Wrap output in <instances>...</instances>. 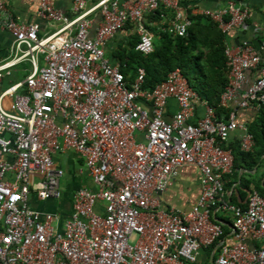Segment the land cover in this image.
I'll return each mask as SVG.
<instances>
[{
    "label": "built area",
    "instance_id": "1",
    "mask_svg": "<svg viewBox=\"0 0 264 264\" xmlns=\"http://www.w3.org/2000/svg\"><path fill=\"white\" fill-rule=\"evenodd\" d=\"M161 4L172 16L159 29L176 36L188 35L190 15L209 16L225 34L250 27V10L240 0L215 9L180 0H73L72 16L55 0H38L37 14L50 24L41 33L39 22L19 20L0 0V30L13 36L0 79L30 64L25 79L0 94V264H194L225 234L217 209L232 215L235 240L221 245L213 264H264V196L253 189L246 206L231 203L224 182L234 171L231 135L241 130V149H254L249 127L234 113L219 118L180 68L149 89L143 67L129 82L121 63L106 55V42L127 25L139 36L136 49L151 53L146 15ZM96 12L102 21L95 27ZM225 54L229 83L222 104L239 96L240 107L259 110V50L250 39L236 46L227 40ZM250 70L259 75L251 78ZM172 100L177 109L171 114ZM69 150L82 158L78 173L95 188L81 185L62 218L35 208L32 198L63 197L66 169L56 155ZM183 165L200 170L199 198L189 210L164 208L158 192Z\"/></svg>",
    "mask_w": 264,
    "mask_h": 264
},
{
    "label": "crops",
    "instance_id": "2",
    "mask_svg": "<svg viewBox=\"0 0 264 264\" xmlns=\"http://www.w3.org/2000/svg\"><path fill=\"white\" fill-rule=\"evenodd\" d=\"M8 6L14 11L19 20L32 23L39 22L41 24V33L48 32L50 30V24L47 21L41 19L37 14L38 0H6ZM95 0H87L91 5ZM228 0H180V2L190 7L197 5L198 7L205 9H215L223 6ZM250 10V18L248 19L249 29L243 30L240 28L233 29L227 34L228 43L232 45H239L243 39H250L252 42L257 39L261 43V49L259 50L261 56V65H264V0H240ZM73 0H55V5L62 9L65 13L71 14V7ZM161 17L155 22L149 14L146 15V22L152 27L154 33V41L156 40V30L159 24L163 21H168L172 16V13L168 12L164 5L161 4L159 9ZM94 20L95 27L102 21L100 13L96 12L91 14ZM161 19V20H160ZM138 36L132 25H127L125 29L120 31L117 35L110 38L106 44V55L112 63L119 62L113 55V52L121 45L127 44L132 36ZM13 36L7 32L0 30V60L7 59L11 54V44ZM29 63H20L13 70L11 74H5L0 79V94L1 92L11 85L12 83L24 80L29 70ZM250 77L255 78L259 75V70H250ZM24 75V78L21 76ZM239 96L229 101L228 107L231 109L230 114L234 113L237 121L247 125L248 127L257 118L258 111L254 107H240ZM4 105L8 109L13 108L12 97L6 96L4 99ZM177 109L176 101L172 100L169 106V112L172 114ZM198 114H203V107L199 106ZM241 130L236 131L230 137L231 142L240 144ZM56 162L62 165L66 169V175L63 183V197L61 199H48L40 200L33 196L32 204L39 210H45L50 212H57L62 218L69 214L72 210L73 195L74 192L83 184H87L92 188H95L94 184L88 177H81L78 173V167L82 165V158L74 151L69 150L64 154L56 155ZM233 175V173H232ZM243 176L251 178L253 183L251 188L257 189L254 182L259 180L264 183V153L260 156L259 162L254 168L241 166L238 171L236 181L227 188L228 200L230 197L235 196L236 202L246 203L248 194H244L243 198L238 191V187L242 182ZM232 178H229V181ZM228 181V183H229ZM200 170L194 165H183L179 167L177 175L170 181L169 186L161 194V201L164 208L175 207L180 210H189L197 202L200 195ZM249 193V192H248ZM237 204V203H236ZM214 217L223 223L225 228L224 236L213 246L204 247L199 255L198 261L194 264H213L212 260L216 259L219 255L220 245L224 243H231L235 240V230L232 224V215L229 212L222 210H215ZM218 215V217H217ZM253 244H259L254 242ZM189 264V263H188Z\"/></svg>",
    "mask_w": 264,
    "mask_h": 264
},
{
    "label": "trees",
    "instance_id": "3",
    "mask_svg": "<svg viewBox=\"0 0 264 264\" xmlns=\"http://www.w3.org/2000/svg\"><path fill=\"white\" fill-rule=\"evenodd\" d=\"M149 16L157 22L161 17V12L157 10L150 13ZM190 18L192 25L186 36H176L163 32L158 27L154 50L149 54H144L136 49L139 36L133 35L128 43L121 44L113 52V55L121 63L122 71L129 82L135 80L137 70L143 67L146 70L144 87L149 89H153L165 80L171 71L180 68L201 98L207 100L216 109L218 117L227 119L231 109L222 104V94L229 83L228 58L225 54L227 34L209 16L190 15ZM147 25L152 29L149 23ZM249 129L255 139V146L252 151H243L240 144L230 140L228 142L234 154V171L233 175L224 177L226 189L236 181L241 166L249 169L254 168L264 153V105L259 109L257 118L251 123ZM229 178L232 179L229 181ZM252 183L251 178L243 176L238 187L242 198L244 194H248L249 197L253 190L251 188ZM254 184L264 196V183L262 184L261 181L257 180ZM230 199L231 203L247 205V202L244 204L236 202L234 195ZM223 228L224 230L226 228L224 224Z\"/></svg>",
    "mask_w": 264,
    "mask_h": 264
},
{
    "label": "water",
    "instance_id": "4",
    "mask_svg": "<svg viewBox=\"0 0 264 264\" xmlns=\"http://www.w3.org/2000/svg\"><path fill=\"white\" fill-rule=\"evenodd\" d=\"M253 44L255 45V47L257 48V50H260L261 49V43H260V41L259 40H257V39H254L253 40ZM161 194H162V192L161 191H159L158 192V196H159V198L161 197ZM216 219V218H215ZM217 220V219H216ZM221 246V245H220ZM214 262V259L212 260V263Z\"/></svg>",
    "mask_w": 264,
    "mask_h": 264
},
{
    "label": "rangeland",
    "instance_id": "5",
    "mask_svg": "<svg viewBox=\"0 0 264 264\" xmlns=\"http://www.w3.org/2000/svg\"><path fill=\"white\" fill-rule=\"evenodd\" d=\"M43 64H44V62H43V60L41 59V65H43ZM29 68H30V66H29ZM25 76H26V75H25ZM21 78H24V75H22ZM62 182L64 183V179H62ZM137 237H138V234H135V238H133V240H131V242H132V243H135Z\"/></svg>",
    "mask_w": 264,
    "mask_h": 264
}]
</instances>
